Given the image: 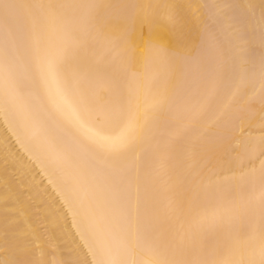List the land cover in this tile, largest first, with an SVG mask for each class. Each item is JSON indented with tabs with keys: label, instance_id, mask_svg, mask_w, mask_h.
I'll return each instance as SVG.
<instances>
[{
	"label": "bare ground",
	"instance_id": "6f19581e",
	"mask_svg": "<svg viewBox=\"0 0 264 264\" xmlns=\"http://www.w3.org/2000/svg\"><path fill=\"white\" fill-rule=\"evenodd\" d=\"M87 2L0 0V264L185 259L199 254L197 222L221 214L237 222L217 228V240L233 232L218 258L258 255L247 178L264 160V0H138L152 5L144 35L168 54L142 53L128 71L87 35L123 0L59 7ZM85 105L120 116L97 124ZM143 232L159 257L140 253Z\"/></svg>",
	"mask_w": 264,
	"mask_h": 264
},
{
	"label": "snow or ice",
	"instance_id": "6c2138e0",
	"mask_svg": "<svg viewBox=\"0 0 264 264\" xmlns=\"http://www.w3.org/2000/svg\"><path fill=\"white\" fill-rule=\"evenodd\" d=\"M59 7H78L94 14L102 6L96 0H88L87 3L79 5H60ZM103 7L107 9L106 15L111 18V27H100L95 23L96 16L92 15L90 17L92 23L87 33L89 41L93 42L89 47L96 52L102 62L115 64L121 70L128 71L142 53L168 54L167 50L162 49L154 42L150 29L147 36L144 35V26L152 5L139 3L138 0H123L121 3L104 5ZM169 18H171L170 13ZM260 23L262 26L260 43L264 46V17L261 18ZM239 39L242 41L239 50L245 52L244 44H250L251 41L242 37ZM145 62H150L147 55H145ZM252 63L255 67L254 61ZM8 66L9 53L6 51L3 60L0 61V71ZM256 75L257 73L252 71L245 73L244 78L247 80ZM258 76L261 83L264 84V55L260 57ZM101 83H106V81L101 80ZM84 110L88 113V118H94L97 124L118 119L120 116L119 110L110 106L100 105L94 109H88L85 105ZM260 143L264 145V138L261 139ZM70 147L69 145V149ZM262 154H264V148H262ZM247 179L252 190L250 201L253 204V212L258 215L259 226L264 230V160L261 161L258 171L250 173ZM257 189L258 196L255 195ZM236 222V217L225 214L201 218L197 222L196 232L198 235L193 237L194 242L199 243V254L193 256L189 253V258L177 260L157 259L155 264H264V246L261 247L258 255H254L246 261H229L218 258L224 250L230 248L233 232L230 228L226 230L221 241L216 238V230L222 224L235 225ZM137 242L141 254H151L156 257L161 255V244L154 234L148 232L138 233ZM5 264H16V262L5 261ZM30 264H47V262L34 260ZM99 264H138V262L121 259L100 261Z\"/></svg>",
	"mask_w": 264,
	"mask_h": 264
}]
</instances>
